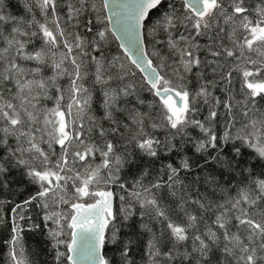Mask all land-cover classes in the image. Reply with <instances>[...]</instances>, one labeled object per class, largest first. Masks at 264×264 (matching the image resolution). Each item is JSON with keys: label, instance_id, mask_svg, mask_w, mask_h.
Listing matches in <instances>:
<instances>
[{"label": "snow or ice", "instance_id": "1", "mask_svg": "<svg viewBox=\"0 0 264 264\" xmlns=\"http://www.w3.org/2000/svg\"><path fill=\"white\" fill-rule=\"evenodd\" d=\"M16 6L0 0V193L35 191L0 216L6 264H32L42 227L52 264H264V0ZM33 205L43 226L21 223Z\"/></svg>", "mask_w": 264, "mask_h": 264}, {"label": "trees", "instance_id": "2", "mask_svg": "<svg viewBox=\"0 0 264 264\" xmlns=\"http://www.w3.org/2000/svg\"><path fill=\"white\" fill-rule=\"evenodd\" d=\"M12 9L15 11L17 10L16 0H12ZM150 50V49H149ZM118 47L116 42H113L110 47V53L116 54L118 52ZM144 98L146 101H151L153 98L147 93H143ZM48 107H52V102H47ZM194 131V130H193ZM194 134L198 135V133ZM135 174V168H133L132 172L124 173V182L128 185H131L133 176ZM17 182H19L17 180ZM112 190L115 193V200H114V210H118L120 207V199L119 196L121 194L127 195V193L123 192L118 187L113 186ZM35 191L34 187L28 185L26 183L22 184L21 187L17 188L16 184H13V191H5L0 193V200L6 201L3 208H0V216L10 217V209L15 206L16 203H22V201L27 198L29 193H33ZM7 201H11V203H7ZM31 217V219H28ZM24 225L30 224H40L43 226V213L39 208H36L35 205L28 208L26 213L25 220L21 221ZM42 231H46V229H42L35 231V232H25V242L28 249L34 251L36 253L35 256H31L30 259L32 260V264H52V257L51 254L48 252V245L46 242L45 236L42 234ZM8 235L7 231L0 226V264H6L7 259V245L4 243L2 237H6ZM112 253L109 252V255ZM66 264V262H65Z\"/></svg>", "mask_w": 264, "mask_h": 264}, {"label": "water", "instance_id": "3", "mask_svg": "<svg viewBox=\"0 0 264 264\" xmlns=\"http://www.w3.org/2000/svg\"><path fill=\"white\" fill-rule=\"evenodd\" d=\"M114 200H115V196H114V198H113V207H114Z\"/></svg>", "mask_w": 264, "mask_h": 264}]
</instances>
